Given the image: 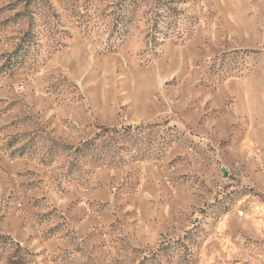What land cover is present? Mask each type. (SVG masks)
Instances as JSON below:
<instances>
[{
    "label": "rangeland",
    "instance_id": "rangeland-1",
    "mask_svg": "<svg viewBox=\"0 0 264 264\" xmlns=\"http://www.w3.org/2000/svg\"><path fill=\"white\" fill-rule=\"evenodd\" d=\"M0 264H264V0H0Z\"/></svg>",
    "mask_w": 264,
    "mask_h": 264
},
{
    "label": "trees",
    "instance_id": "trees-1",
    "mask_svg": "<svg viewBox=\"0 0 264 264\" xmlns=\"http://www.w3.org/2000/svg\"><path fill=\"white\" fill-rule=\"evenodd\" d=\"M153 29H155V30H156L157 32H159V34H160V32H162V31H164V32L167 31V30L169 31L170 26H168V28H166V29H167V30H166V29H163L161 26H160V28H158V25L155 24V25L153 26ZM85 148H87V145H85Z\"/></svg>",
    "mask_w": 264,
    "mask_h": 264
}]
</instances>
